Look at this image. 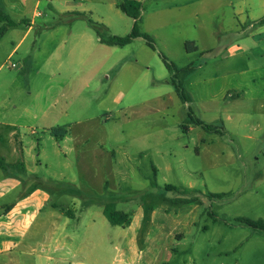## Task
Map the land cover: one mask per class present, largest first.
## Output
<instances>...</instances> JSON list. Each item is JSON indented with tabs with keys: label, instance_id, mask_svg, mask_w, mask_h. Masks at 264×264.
I'll list each match as a JSON object with an SVG mask.
<instances>
[{
	"label": "rangeland",
	"instance_id": "rangeland-1",
	"mask_svg": "<svg viewBox=\"0 0 264 264\" xmlns=\"http://www.w3.org/2000/svg\"><path fill=\"white\" fill-rule=\"evenodd\" d=\"M62 1L91 13L88 19L68 15L71 23L60 25L35 62H27L31 39L10 58L9 38L0 40V104L48 108L59 116L49 127L69 132L66 157L56 159L53 142H45L44 186L61 189L67 198L59 202L77 213L75 198H84L83 207L116 200L118 210L142 222L137 250L155 231L154 212L191 209L193 223L180 228L166 264H264V231L239 221H264V28L257 24L264 0H140L141 30L156 51L144 40L126 47L98 41L90 20L104 24L107 36L131 33V19L116 7L122 0ZM48 4L42 0L38 25L60 21ZM13 5L0 0L7 14ZM186 42L201 52L188 55ZM234 44L243 51L225 58ZM49 55L51 65L44 61ZM58 56L61 75L43 79L57 71ZM41 137L40 130L30 137L36 155ZM94 211L100 264L117 263L131 243L124 236L129 230L113 226L103 208ZM75 227L71 220L69 229Z\"/></svg>",
	"mask_w": 264,
	"mask_h": 264
},
{
	"label": "crops",
	"instance_id": "crops-1",
	"mask_svg": "<svg viewBox=\"0 0 264 264\" xmlns=\"http://www.w3.org/2000/svg\"><path fill=\"white\" fill-rule=\"evenodd\" d=\"M78 1L84 3L87 0H73V2ZM41 2L42 0H14L9 16L17 17V20L11 18L18 25L8 27L0 39L9 38L10 40L9 58L17 55L31 39L32 55H28L27 62H35V57L40 50L43 51L46 43L56 39L54 34L60 25L71 23L70 20L67 21L68 15L81 13L83 14L81 18L88 19V13H91L88 6H70L64 4L62 0H48L50 11L57 15L60 21L52 26L38 25L37 18L44 16L43 12H39ZM118 5H116L117 8ZM239 16H243V12H240ZM130 19L129 29L132 32L134 20ZM108 27L111 29L112 26L108 25ZM263 28L264 25L258 29ZM34 32H36L35 35ZM260 35H264V32ZM111 36H117V34L112 32ZM63 39L66 41V34H63ZM137 40H144L149 48L156 51L154 41V48L144 38H137L131 44ZM98 41L100 42L99 38ZM190 43H192L191 52H188L185 47L188 55L201 52L195 42ZM225 50L230 53L229 56H225L228 59L243 51V48L234 44L226 47ZM51 57L49 55L44 58L47 65L54 60ZM164 58L166 59L163 57V60ZM56 61L57 71L51 76L50 74L42 75L43 79H53L56 74L61 75L63 64L59 56ZM28 95H31V92ZM9 100L11 101L12 98ZM14 101L10 106L0 104V159L12 166H23L12 172H4L0 169V264H100L96 246L99 239V227L96 221L100 214L97 216L94 210L96 207L102 209V206L88 204L83 207V199L80 197L73 201V204L80 208L79 213H77L78 210L73 212L65 210V205L59 201L65 200L67 195L58 192L61 189L56 188L50 192L44 186V180H48L42 176L47 171V165L41 160V157H46L48 154L45 142L47 138L53 142L50 152L56 159L66 157L64 144H68L70 139L67 126L49 127L47 123L50 118L56 125L59 123L58 115L51 117L48 108L24 103L17 104V100ZM35 129L40 130L42 134V137L37 140V147H42L37 155L33 152L36 148L30 140V137L38 135V130ZM58 129H64L61 136L54 134ZM94 156L92 155V158ZM168 212L169 210L163 208V211L153 213L155 231L142 239L140 250L136 249L137 245L133 241L136 240L142 222L136 224L132 219L130 225L126 226L129 231L124 234L125 238L131 241L128 243L127 251L121 252L117 263L112 258L110 263L105 264L170 263L176 241L178 242L176 235L181 232L180 228L183 229L193 223L191 218L194 212L186 207L172 209L171 213L174 216L167 214ZM71 220L76 221L79 227L69 229ZM103 223L106 226L105 221ZM127 252L129 257L125 260Z\"/></svg>",
	"mask_w": 264,
	"mask_h": 264
},
{
	"label": "trees",
	"instance_id": "trees-1",
	"mask_svg": "<svg viewBox=\"0 0 264 264\" xmlns=\"http://www.w3.org/2000/svg\"><path fill=\"white\" fill-rule=\"evenodd\" d=\"M118 8L124 14H126L128 17L134 20V26H133L132 32L125 37H117V36H110V35L107 36L105 33H103V30H102V29L106 30V27L104 25L94 23L90 20L89 22L90 24L93 25L94 29L96 30V34L100 42L108 46L123 47V46L131 44L137 38H144L147 41V43L152 48H154L152 38L142 33L141 31L142 9H143L142 2L137 1V0H122V2L118 5ZM75 15L78 17H83V14H80V13H76ZM0 23H4V25L0 28V39L4 36L8 27H13V26L18 25L15 21L12 20L9 14L4 12L3 10H0ZM257 24L261 26L264 25V17L260 19L259 21H257ZM191 44L192 43L190 42H187L185 44L186 50L188 52L192 51L190 48ZM164 61H165V64L168 70L170 71L175 70V68H173V65L169 64L165 58H164ZM22 166L23 165L12 166L6 163L3 159H0V169H2L4 172L16 171ZM167 190L172 191L176 189L175 187L167 186ZM215 196L217 198L222 197L221 194H216ZM82 199L84 200V198ZM98 205L102 206L104 216L107 218V220L111 224L115 226H121V227H126L130 225L132 221L131 215L127 212L118 210L116 200L114 199L104 200V202L98 203ZM85 206H87V204H85ZM239 221L242 224H245L249 227L264 231V221L263 220L254 221L251 219L243 218V219H240Z\"/></svg>",
	"mask_w": 264,
	"mask_h": 264
}]
</instances>
